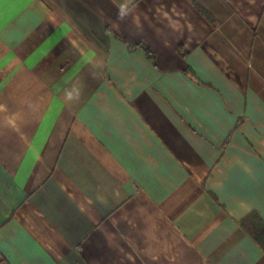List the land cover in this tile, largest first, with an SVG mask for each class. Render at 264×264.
<instances>
[{
  "label": "crops",
  "instance_id": "crops-1",
  "mask_svg": "<svg viewBox=\"0 0 264 264\" xmlns=\"http://www.w3.org/2000/svg\"><path fill=\"white\" fill-rule=\"evenodd\" d=\"M252 213L264 0H4L0 264H264Z\"/></svg>",
  "mask_w": 264,
  "mask_h": 264
},
{
  "label": "trees",
  "instance_id": "trees-1",
  "mask_svg": "<svg viewBox=\"0 0 264 264\" xmlns=\"http://www.w3.org/2000/svg\"><path fill=\"white\" fill-rule=\"evenodd\" d=\"M198 8L205 13L202 8ZM241 226L264 251V221L261 217L257 213H252L241 221Z\"/></svg>",
  "mask_w": 264,
  "mask_h": 264
},
{
  "label": "clouds",
  "instance_id": "clouds-1",
  "mask_svg": "<svg viewBox=\"0 0 264 264\" xmlns=\"http://www.w3.org/2000/svg\"><path fill=\"white\" fill-rule=\"evenodd\" d=\"M68 99H70V100L72 99V94L71 93L68 94Z\"/></svg>",
  "mask_w": 264,
  "mask_h": 264
},
{
  "label": "snow or ice",
  "instance_id": "snow-or-ice-1",
  "mask_svg": "<svg viewBox=\"0 0 264 264\" xmlns=\"http://www.w3.org/2000/svg\"><path fill=\"white\" fill-rule=\"evenodd\" d=\"M4 3V0H0V5H2Z\"/></svg>",
  "mask_w": 264,
  "mask_h": 264
}]
</instances>
